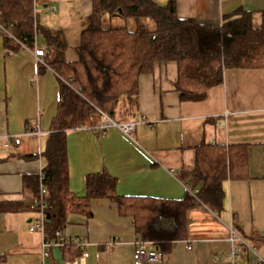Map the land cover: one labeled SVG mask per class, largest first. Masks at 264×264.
<instances>
[{
    "label": "crops",
    "instance_id": "crops-1",
    "mask_svg": "<svg viewBox=\"0 0 264 264\" xmlns=\"http://www.w3.org/2000/svg\"><path fill=\"white\" fill-rule=\"evenodd\" d=\"M153 1L159 6L174 2L180 19L205 25L220 26L224 17L239 10L251 12L255 28L262 25L264 0ZM34 4L39 27L61 31L67 42L66 61L77 62L80 35L94 0ZM14 44L6 47L0 33V202L30 206L36 199L25 190V178L40 177L47 167L44 152L62 78L49 67L40 72L32 50ZM36 46L45 48L41 36ZM177 76V64L167 63L140 77L136 115L120 123H146L131 135L114 127L98 130L106 115L94 130L68 132L70 190L84 196L86 176L107 171L117 179L119 195L184 199L192 191L178 173L194 170L199 146L245 145L248 177L224 182L222 211L199 203L187 213V238L172 243L159 263L150 264H264V68L227 70L223 83L210 89L202 102L180 101ZM30 209L0 212V264H135L134 221L120 216L111 201L92 200L91 218L69 215L65 238L81 239L87 243L85 249L52 246L45 249V257L42 234L29 231L38 219V212ZM231 230L244 243L232 244ZM148 248L155 250L151 244Z\"/></svg>",
    "mask_w": 264,
    "mask_h": 264
},
{
    "label": "trees",
    "instance_id": "trees-1",
    "mask_svg": "<svg viewBox=\"0 0 264 264\" xmlns=\"http://www.w3.org/2000/svg\"><path fill=\"white\" fill-rule=\"evenodd\" d=\"M0 24L8 33L0 32L10 49L17 41L33 50L41 36L49 52L47 66L62 78L44 152L47 167L41 179L25 178V190L36 201L40 187L46 189L44 229L35 231L42 234L43 243L73 246L65 238L69 215L91 218L92 200L106 199L117 205L120 216L133 219L137 241L153 245L163 256L172 243L187 238L191 209L200 203L221 212L224 182L248 177L247 146L203 143L196 149L194 170L178 173L192 191L184 199L119 195L117 179L107 171L87 175L85 194L78 196L69 186L67 136L75 129L94 130L104 115L114 121L120 115L134 117L139 79L159 65L177 64L175 92L181 102L205 101L209 90L223 83L227 70L263 69L264 10L259 28L253 26L251 12L244 10L212 26L180 19L174 2L159 6L153 0H94L80 35L79 59L73 63L65 59L64 34L39 27L34 0H0ZM29 209L23 201L0 202L2 213Z\"/></svg>",
    "mask_w": 264,
    "mask_h": 264
},
{
    "label": "built area",
    "instance_id": "built-area-1",
    "mask_svg": "<svg viewBox=\"0 0 264 264\" xmlns=\"http://www.w3.org/2000/svg\"><path fill=\"white\" fill-rule=\"evenodd\" d=\"M0 32L4 33V34H8L6 29L0 24ZM33 55L35 57L36 63L38 66H44V67H48L46 64V58L49 56V52L46 48H41V47H37L35 46L34 49L32 50ZM146 123L145 119L139 120V121H134V122H125V123H117L114 120H112L111 118H109L108 116L106 117V122L104 124H102L98 130H106L109 128H118L119 130H121L124 134L126 135H131L132 132L137 128V126L139 125H144ZM40 134V132L38 133ZM16 144L20 143L19 139L15 140ZM43 174L40 175V179L42 177ZM46 194V189L41 186L40 187V198L34 202L33 204L30 205V208L32 210H37L38 212V219L36 221H34L33 224H31L29 231L30 232H35L37 230H41L43 231L44 229V203H43V196ZM230 242L232 244L235 243H242L243 240L242 238L239 237L238 234H236L233 230H231V234H230ZM244 243V242H243ZM71 244L73 246H75L76 248H78L79 250H83L86 248L87 243H85L84 241H82L81 239H76L71 241ZM52 246H61V244L58 243H44L43 244V249H44V253L43 256L45 257L47 255V253L45 252L46 248H50ZM233 254L234 257L236 258L237 255H235L236 248H233ZM85 256H87V254H85ZM162 260V256L161 254L156 251V250H151L148 248V243L146 242H140L137 241L136 242V247H135V252H134V261L135 264H150V263H159Z\"/></svg>",
    "mask_w": 264,
    "mask_h": 264
},
{
    "label": "rangeland",
    "instance_id": "rangeland-1",
    "mask_svg": "<svg viewBox=\"0 0 264 264\" xmlns=\"http://www.w3.org/2000/svg\"><path fill=\"white\" fill-rule=\"evenodd\" d=\"M121 24V23H120ZM123 118H122V116L120 115V116H118V118H116V120H115V122H120L121 120H122Z\"/></svg>",
    "mask_w": 264,
    "mask_h": 264
}]
</instances>
